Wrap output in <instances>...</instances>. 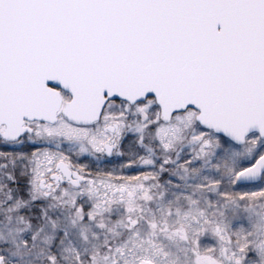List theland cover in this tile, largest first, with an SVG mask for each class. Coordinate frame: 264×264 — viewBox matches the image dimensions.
Returning <instances> with one entry per match:
<instances>
[{"label": "snow or ice", "instance_id": "snow-or-ice-1", "mask_svg": "<svg viewBox=\"0 0 264 264\" xmlns=\"http://www.w3.org/2000/svg\"><path fill=\"white\" fill-rule=\"evenodd\" d=\"M129 141L154 146L121 165L153 181L126 186L130 230L145 190L183 188L187 210L168 201L150 230L175 217L191 264H261L264 0H0V193L30 211L71 188L70 222L91 223L108 201L91 198L88 153L123 155Z\"/></svg>", "mask_w": 264, "mask_h": 264}, {"label": "rangeland", "instance_id": "rangeland-1", "mask_svg": "<svg viewBox=\"0 0 264 264\" xmlns=\"http://www.w3.org/2000/svg\"><path fill=\"white\" fill-rule=\"evenodd\" d=\"M81 147L86 148L87 144L73 145L74 151H79ZM153 147L148 144L146 148H138L134 141L124 142L119 146V151L123 155L114 153L111 158L89 151L86 162L93 178L98 181L91 186V198L95 199V194L101 193L102 199L108 201L103 213L96 215L91 223H81L79 220L75 224L70 222L72 218L71 188L67 196L60 193L57 199L41 201L47 209V215L55 220L54 225L41 218V204L32 206L29 211L24 203L27 197L18 204H12L3 193H0V256L3 258V264H49L50 254L54 257V264H126V262L136 264L142 257L140 255H143L141 252L143 246H147L145 239L155 236L157 244H154L155 250H161L167 258L178 255V264H191L194 254L185 242L184 233L175 227V224L179 223L175 217L167 220L163 231L150 230L151 226L146 223L153 219L156 222L165 220L163 205L168 201H173L174 208L179 209L181 213L186 211L189 202L183 198L177 199L179 193L185 189L170 188L167 184H163L162 189L153 188L151 195L145 190L143 195L135 200L134 214L140 218V222L133 226L134 231L130 230L125 211L126 204L120 202L121 198L131 200L134 195V192L128 191L126 186L140 189L143 188L144 183H153L144 172L137 176L132 169L121 167L129 159L136 160L140 155L146 157L153 155L147 150ZM247 155V149L241 148L237 158L242 159ZM223 171L227 177L228 169L225 168ZM199 179V176L188 174L185 183L195 184ZM186 190L191 191V189ZM117 191L122 192L121 195L116 193ZM164 191L167 195L161 204L158 192ZM4 192H7V189ZM112 192L116 194L112 195ZM125 193H127L126 197ZM253 199L258 197L254 195ZM196 200L201 209L206 208L205 194L197 193ZM85 202H88L87 198ZM254 211L261 218L258 228L264 232V204H257ZM207 243V241L201 243L202 252ZM134 245L140 247L137 249L140 255L131 252ZM176 250L179 254H175ZM205 255L208 254L205 253ZM154 264H162V262L155 261ZM261 264H264V255L261 257Z\"/></svg>", "mask_w": 264, "mask_h": 264}, {"label": "trees", "instance_id": "trees-1", "mask_svg": "<svg viewBox=\"0 0 264 264\" xmlns=\"http://www.w3.org/2000/svg\"><path fill=\"white\" fill-rule=\"evenodd\" d=\"M155 239H156V236L154 238L153 237H149L148 239H145V243H146L147 246H143V250H141L142 254H145V253H158V254H160V253H162L161 250H158V249L155 250V245H157ZM153 241H155V243ZM153 245H154V247L152 248ZM144 247H146V248H144ZM139 248H140L139 246L134 245V248L132 249L131 252H133L134 254H137V253L140 252V251H137V249H139ZM177 253L179 254V252L176 250L175 254H177ZM167 263H169V264H173V263L174 264H178L179 263V259L177 257H175V258L169 260Z\"/></svg>", "mask_w": 264, "mask_h": 264}, {"label": "flooded vegetation", "instance_id": "flooded-vegetation-1", "mask_svg": "<svg viewBox=\"0 0 264 264\" xmlns=\"http://www.w3.org/2000/svg\"><path fill=\"white\" fill-rule=\"evenodd\" d=\"M106 156V155H105ZM106 157H108V156H106ZM57 167H59L58 165H57ZM162 179H164L163 177L161 178V182H162ZM115 192H112V195L114 194ZM116 193H118V194H120L121 195V193L119 192V191H117ZM115 193V194H116ZM108 196H110V194L108 195ZM127 195H125V197H126ZM39 204H36V205H33V206H39L40 204H41V201H39L38 202ZM138 255H140L139 253H137ZM173 255V254H172ZM140 256H147V257H152L153 258V260H154V262L156 261H158V262H162V264H169V263H167L170 259H173V258H175L174 256H178V255H173V256H171V257H168L167 258V256H164V254L163 253H160V254H158V253H145V254H143V255H140ZM177 258H179V257H177ZM209 258H211L210 256H209ZM174 264V263H173Z\"/></svg>", "mask_w": 264, "mask_h": 264}, {"label": "water", "instance_id": "water-1", "mask_svg": "<svg viewBox=\"0 0 264 264\" xmlns=\"http://www.w3.org/2000/svg\"><path fill=\"white\" fill-rule=\"evenodd\" d=\"M0 264H3V258L1 256H0Z\"/></svg>", "mask_w": 264, "mask_h": 264}]
</instances>
